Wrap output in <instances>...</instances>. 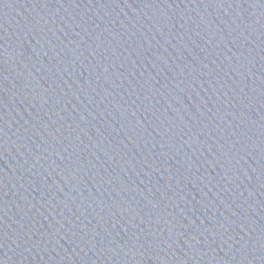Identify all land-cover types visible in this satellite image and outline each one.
Instances as JSON below:
<instances>
[{
  "label": "water",
  "instance_id": "95a60500",
  "mask_svg": "<svg viewBox=\"0 0 264 264\" xmlns=\"http://www.w3.org/2000/svg\"><path fill=\"white\" fill-rule=\"evenodd\" d=\"M0 264H264V0H0Z\"/></svg>",
  "mask_w": 264,
  "mask_h": 264
}]
</instances>
